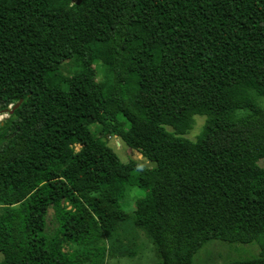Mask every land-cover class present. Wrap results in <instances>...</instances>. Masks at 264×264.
Masks as SVG:
<instances>
[{
    "label": "trees",
    "instance_id": "16d2710c",
    "mask_svg": "<svg viewBox=\"0 0 264 264\" xmlns=\"http://www.w3.org/2000/svg\"><path fill=\"white\" fill-rule=\"evenodd\" d=\"M78 1L0 0L1 264H106L138 231L160 264L212 240L264 264V0Z\"/></svg>",
    "mask_w": 264,
    "mask_h": 264
},
{
    "label": "rangeland",
    "instance_id": "374dc122",
    "mask_svg": "<svg viewBox=\"0 0 264 264\" xmlns=\"http://www.w3.org/2000/svg\"><path fill=\"white\" fill-rule=\"evenodd\" d=\"M74 64L73 60L66 62L64 66V73H61L56 78L57 86H61L65 81L70 79V75L66 72L70 65ZM76 65L72 69H75ZM95 68L98 73V79L101 81H108L111 77L110 72L107 67L101 62L95 63ZM260 103L264 105V98L260 99ZM193 128L185 134L183 137L191 141L197 140V138L203 132L206 124V117L197 115L194 117ZM170 131L171 129L167 127ZM120 157L123 162H127L130 159H135L144 162L148 167H153L155 164L143 158V156L129 148L119 137H113L109 140L108 144ZM80 145L75 147L78 151ZM260 166L264 167V159L259 162ZM146 192L136 186L129 187L127 194L122 201V206L125 210L132 212L135 209V202L144 197ZM71 248L65 246V250H70ZM136 255L124 257H115L107 260L106 264H160L161 260L158 257L155 246L151 240L146 236L143 231H138L137 241H136ZM260 253V247L257 243L252 244H231L221 240H212L208 242L195 256L193 259V264H214V263H226L230 261H236L241 259H251L255 258ZM4 256L0 253V264L2 263Z\"/></svg>",
    "mask_w": 264,
    "mask_h": 264
},
{
    "label": "built area",
    "instance_id": "2783aa9c",
    "mask_svg": "<svg viewBox=\"0 0 264 264\" xmlns=\"http://www.w3.org/2000/svg\"><path fill=\"white\" fill-rule=\"evenodd\" d=\"M11 107L12 106H10L9 108H11ZM7 117H8V114L7 113L0 114V122L3 121Z\"/></svg>",
    "mask_w": 264,
    "mask_h": 264
},
{
    "label": "water",
    "instance_id": "95a60500",
    "mask_svg": "<svg viewBox=\"0 0 264 264\" xmlns=\"http://www.w3.org/2000/svg\"><path fill=\"white\" fill-rule=\"evenodd\" d=\"M80 3H81V0L78 1V4H80ZM5 112L7 113V111H5ZM2 113H3V112H0V114H2Z\"/></svg>",
    "mask_w": 264,
    "mask_h": 264
},
{
    "label": "flooded vegetation",
    "instance_id": "af4514ba",
    "mask_svg": "<svg viewBox=\"0 0 264 264\" xmlns=\"http://www.w3.org/2000/svg\"><path fill=\"white\" fill-rule=\"evenodd\" d=\"M1 112V111H0Z\"/></svg>",
    "mask_w": 264,
    "mask_h": 264
}]
</instances>
